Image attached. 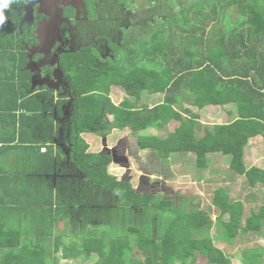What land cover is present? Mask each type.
<instances>
[{
    "label": "trees",
    "instance_id": "obj_1",
    "mask_svg": "<svg viewBox=\"0 0 264 264\" xmlns=\"http://www.w3.org/2000/svg\"><path fill=\"white\" fill-rule=\"evenodd\" d=\"M179 1H163L169 13L162 5V14L146 20L140 36L123 31L120 46L101 65L92 51L63 61L73 97L66 124L70 136L68 163L60 148L53 145L61 126L52 114L55 110L61 119L68 100L51 91L30 90L29 74L23 70L25 52L12 38L14 43L8 49L17 73L12 80L19 82L14 105L19 104L29 115L26 125L31 131L36 128L37 138L27 143L32 145L26 150L39 152L44 147L46 152L40 156L42 160L38 158L43 165L40 175L19 178L28 190L0 194V218L5 214L11 218L8 223L0 220V264H70L68 252L79 244L86 264H191L197 257L207 264H232L214 246L210 229L216 226L220 232L215 239L227 244L237 235L264 230V205L252 206L245 214L243 204L231 200L224 188H217L211 199L218 212L216 223L205 209L178 213L181 208L171 200L138 194L128 180H118L109 173L111 157L91 153L83 138L115 129L137 134L175 122L176 128L164 139L137 136L138 149L154 150L160 159L191 154L197 171L207 167L208 156L218 154L228 159V170L243 178L249 189H264V169H248L244 164L249 141L264 138V0ZM113 87L126 95L118 104L111 100ZM152 95H161L162 100L149 108L142 101ZM226 106L232 108L229 115L234 119L211 129L192 113V109L198 112ZM68 165L78 173L71 172ZM56 171L66 176L53 186L51 177H46ZM72 173L75 178H71ZM39 181L43 182L41 189L36 186ZM73 191L91 194L80 209L85 214L83 224L71 230L65 225L63 234L54 237L52 250L40 249L54 229L57 213H62L58 209L69 206L75 211L76 204L81 205L69 202ZM115 197L126 207L118 210L122 217L130 210L128 215L133 217L153 211L175 218H163L151 237L144 235L146 228L139 225L138 230L128 229L123 238L109 240L110 236L104 238L106 232L98 233V223L89 211L95 205L100 207L97 211H102V217L106 215L103 225L110 228L116 221ZM66 232L71 242L63 245ZM130 233L138 234L136 240ZM27 236H32V241ZM244 252L241 264H263L264 249Z\"/></svg>",
    "mask_w": 264,
    "mask_h": 264
},
{
    "label": "rangeland",
    "instance_id": "obj_2",
    "mask_svg": "<svg viewBox=\"0 0 264 264\" xmlns=\"http://www.w3.org/2000/svg\"><path fill=\"white\" fill-rule=\"evenodd\" d=\"M163 1L165 0H138V6L137 10L133 11V15L131 17H134V20L139 24V28L137 30L136 36H140L142 33L143 27H145V21L146 19L152 18L154 14H158L160 12L162 14V5L164 8L165 13H169V6H164L167 4H163ZM185 4L186 0H180ZM179 1V2H180ZM147 2H153L154 5L152 8L145 9L147 6ZM179 2H176L177 5ZM130 21V20H129ZM111 100L115 104H118L120 101L126 98V95L121 91L119 88H112L110 92ZM160 96H151L147 99H143V103L146 106H153L155 104H158L160 102ZM132 102L134 104H137L132 99ZM232 109L229 106L226 107H215V108H206L202 112H199L200 115L199 121L204 124V126L208 127L209 129L212 128L215 124H222L225 123L228 119L231 120V118H228L227 114L229 110ZM70 111L71 106L65 110L64 116L67 117L65 123L62 126L61 135L59 136L60 142H63L64 146L68 143L69 134L65 133L66 131V124L68 122V118L70 117ZM111 119V118H110ZM177 124L175 122L171 123V126H167L163 130H158L157 132H154L155 134L161 135L162 137L169 134V132H172L174 128H176ZM116 130V129H115ZM113 130H107L104 132H94L89 134L88 136H84L86 140H88L90 146L95 145L94 151L100 152V147L102 145V137L108 136L109 142H107V146L109 145H115L113 147V153L115 156V163L122 165L123 169L121 170V174L115 173L118 179H127L132 187L135 190H138L137 192H141L144 194H151L157 198V200H171L174 205L179 207L180 203H186V201H183L187 199V197H192L190 203H186V209L187 210H193L195 208L197 209H205L211 214V219L214 221L218 216L217 210L211 205V199L213 196V192L217 186L223 185L224 183L221 182L223 179L227 180L228 182H232V179H236L237 182L244 183L243 178L237 177L233 173H231L228 170V159L224 156L215 154L208 156V168L206 170L197 171L195 169V161L194 157L191 154H184L181 156V154H173L170 156L168 160L161 159L157 156L154 150H146L143 151L139 150L136 145V138L137 136H145L147 135L146 132H140V133H134L130 131L129 129L125 130H118L119 133H112ZM117 131V130H116ZM62 137V138H61ZM118 138H121L119 141ZM62 139L64 141H62ZM59 140V139H58ZM101 142V143H100ZM56 144V143H55ZM259 144H262L264 147V139H254L251 144L248 146L245 158V162L247 167L252 166L256 162L253 159V155L257 153L256 149H259ZM58 145V144H56ZM61 147V146H60ZM62 148V147H61ZM63 150V154L65 155ZM121 150L123 151L124 155L126 156L128 163L130 166L126 164V162H119L120 160V153ZM256 151V152H254ZM94 152V153H95ZM254 152V153H253ZM69 158V155L67 156ZM69 161H67L68 163ZM264 162V161H263ZM66 163V165H67ZM257 165H260V163H257ZM57 168L61 167V165H55ZM68 167H72V165H68ZM111 167V166H109ZM118 167L117 165L112 166V168ZM55 168V167H54ZM109 172L112 173L111 169L109 168ZM114 173V172H113ZM112 173V174H113ZM60 178L63 177V174L60 173V171H56V173ZM226 181V182H227ZM227 182V183H228ZM246 186V184H245ZM239 192L233 191L231 192L232 199H236V195ZM114 197V196H113ZM115 203L113 205L114 211L116 212V221L115 223L108 228L106 225L100 226L97 224L96 228L98 229V233L106 232L104 238L108 239H121L124 237V235L128 234V229H135L138 230L141 226L146 228V233L144 235H149L150 237L154 235V231H158V228L156 226L163 224V218L172 217L175 218L172 214H165L163 213H154L153 211L144 212V214L137 212V216H129L128 213L130 210L126 211L123 215L118 214V210L126 209L125 206H122L123 201L115 197ZM192 202V203H191ZM264 204V194L258 199V205ZM121 206V207H120ZM248 209V208H247ZM246 209L245 213H248V210ZM133 210V208H131ZM186 212L184 209L181 208L180 212ZM134 215V214H133ZM157 216L159 217L158 219ZM144 219V221H143ZM28 222V221H27ZM140 225V227H139ZM68 228L71 230V227L68 226ZM67 228V229H68ZM94 228V227H92ZM63 226L60 225L56 227L55 232L53 234L61 235L63 230ZM71 233L70 231H68ZM66 232V235L62 236L65 239L62 240L63 245H66L67 243L71 242L69 238V233ZM218 230L216 227H212L210 229V238L215 241L214 237L218 235ZM132 239L136 240L138 234H133ZM240 236L236 237L232 242H234L233 247L236 248L240 245H242L241 249L246 247V249L253 248L255 246H261L264 248V230L261 231L258 234H254L252 237H245L242 239L243 241H239L238 239ZM52 241V240H51ZM50 241V246H52V243ZM217 248L221 247V244H216ZM238 250V249H237ZM83 249L82 246L79 244L74 250L68 252V259L70 260V264H86V259L83 257ZM239 261H238V260ZM235 259L238 264L239 262H242L243 258L242 256L240 258ZM68 260V261H69ZM180 260H185V258H181ZM189 263V262H188ZM190 264V263H189ZM191 264H207L204 260L201 258H196V260Z\"/></svg>",
    "mask_w": 264,
    "mask_h": 264
},
{
    "label": "flooded vegetation",
    "instance_id": "obj_3",
    "mask_svg": "<svg viewBox=\"0 0 264 264\" xmlns=\"http://www.w3.org/2000/svg\"><path fill=\"white\" fill-rule=\"evenodd\" d=\"M150 3L154 5L147 2L145 9L152 8ZM138 4V0H16L5 10L0 39L7 38L9 30L16 47L24 50L23 70L29 74L30 90L51 91L68 100L62 107L58 138L73 100L63 61L91 51L99 65L112 57L123 31L137 33L139 24L131 16Z\"/></svg>",
    "mask_w": 264,
    "mask_h": 264
},
{
    "label": "crops",
    "instance_id": "obj_4",
    "mask_svg": "<svg viewBox=\"0 0 264 264\" xmlns=\"http://www.w3.org/2000/svg\"><path fill=\"white\" fill-rule=\"evenodd\" d=\"M7 31L9 33V34H6L8 39L5 37H1V39H0V194H3L7 191L23 192L24 190L25 191L28 190L25 188L26 184L22 185L19 178L23 177V178L27 179L29 175L30 176L40 175L39 171H42L43 165L41 162L38 163V158L41 159L40 156H43L46 152V148H44V147H42L39 152H36L33 149H31V151L26 150V148L28 146L32 145V143L29 145H27V143H30L29 141L33 142V140L34 139L36 140V138H37L36 137V128H35V130L31 131V129L26 125V120H28L26 118L29 117V115L27 113H25L26 112L25 110L20 108L19 104L16 103L17 105H14V101L16 99L14 90L17 87H19V82H13V80H12V75L17 74V73H15L14 64H12V61H13L12 60V53H10V50L8 48H9V45L11 46V42L14 43L11 38H13L15 35L13 33L10 34L9 30H7ZM33 92H36V91H33ZM152 96H160V99L162 100L161 95H152ZM149 97H151V96H149ZM161 100H160V102H161ZM148 107L150 108L152 106H148ZM187 107L188 106H186V108ZM206 108H215V107H206ZM206 108H204L203 110H205ZM203 110L197 112L196 110L192 109V113L198 115V121L200 118V115L198 113L202 112ZM230 111H231V109L229 110V112ZM229 112H228L227 116H228V118H231V120H229V121H232L234 119V116L229 115ZM52 114H53L54 122L60 124V121H59L60 118L57 117L55 110H53ZM182 116L184 118L189 117V115H185V114H182ZM229 121L227 119L226 122H229ZM201 124H202V122H201ZM222 124H224V123H222ZM202 125H204V124H202ZM167 126L168 127L171 126V123L168 124ZM166 127H162V128H158V129L150 128V129L144 130L142 132H146L147 135L141 136V137L153 136V137H159L161 139H164L171 132H169V134H167L163 137L161 135L155 134L154 132H157L158 130H163ZM65 133H67V135H68L67 129H66ZM112 133H119V131L113 130ZM88 135L89 134L84 135V136H88ZM84 136H83V138H84ZM108 136L109 135H107V137H105V138H104V136L102 137V145L100 147V150H101L100 152H95L94 151L95 145L90 146L88 140H86L85 138L84 139L89 144V151L91 153L95 152V153L107 154L111 157V162L109 164V166H111V167H109V168L111 169L112 173L113 172L114 173L113 174L110 172L109 173L116 177L117 175L115 173H117L118 175L121 174V170L123 169V167H121L122 165L115 163L116 159H115V156L113 153V147L115 145L112 144L110 146L109 145L107 146V142H109V140L107 139ZM257 138L264 139L262 137H257ZM257 138H255V139H257ZM58 139H59L58 137L54 139L53 145L55 147L60 148L61 150H63V147H65L64 148L65 156L66 155L68 156L70 153L69 152L70 151V144L67 143L66 146H64L63 142H60L61 140L60 139L58 140ZM120 139L121 138H118L117 141H119ZM253 140L254 139L250 140L247 147L245 148L244 164L246 167H247L246 162H245V158L247 157L246 151H247L248 146L251 144V142ZM62 141H64V140L62 139ZM55 143L58 145H56ZM34 145H36V144H33V146ZM256 150H257V153L255 155H253V159L256 157V159H254V161L256 163L253 164L252 166L247 167L248 169L252 168V167L264 169V162H263L264 161V147H263V145L259 144V149H256ZM143 151H146V150H142V152ZM254 152H256V151H254ZM182 155H184V154H181V156ZM127 158L124 155L123 151L121 150L119 162H126V164L128 166H130ZM168 159H164V160L166 161ZM208 159H207V161H208ZM66 160L68 161L67 157H66ZM257 163H260V165H257ZM115 165H117L118 167L112 168V166H115ZM207 168H208V162H207V167L203 170H206ZM69 170L71 172H75V171H72L73 170L72 167H70ZM75 173L77 174L78 172H75ZM76 174L72 173L71 178H75ZM65 176L63 175V177L60 178L54 172L51 176H48L46 178L51 177V181L54 184L53 186H56L57 182H61L60 180L64 179ZM14 177H16V179H18V182L12 181V180H14L13 179ZM118 180H121V179H118ZM125 180H127V179H125ZM226 181L227 180L223 179L221 182H223L224 184L217 186L215 188V190L217 188H224L225 191L228 193L231 200L240 201L243 204L244 210H245L244 212H246L247 208L249 209V208H254L257 206L260 207V206L264 205L261 203H260V205H258V199L264 194V189H262V188L249 189L247 186L245 187L243 185V183L238 185L240 182H237V180L235 178L232 179V182L227 181L228 182L227 183ZM36 186H38V188L41 189L43 186V182L42 181L37 182ZM237 190L239 192H236L237 193L236 199H232L231 192L237 191ZM135 191L137 192L138 190H135ZM72 193L74 195L68 198L69 202H80L81 205L76 204L77 209L75 211H72V209L69 206L66 208V210H64V208L58 209V210H61L62 213H57L58 215L55 217L57 220H56V222H53L54 223L53 224L54 229L52 231L49 230L51 234L46 237L45 241L42 240L43 243L40 245V249H43L46 251L52 250L53 246H50V241L52 240L51 243L53 244L54 237L56 235H58V234H53V232H55L56 227L62 225L63 228H65V225L69 224V226L71 228L76 229L79 226H81V224H83V221L85 219V214L83 213V211L80 212V209H83L85 207V205L83 203L89 202V198H90L91 194L86 195V194H83V192L78 193V192H74V191ZM137 193L138 194H144L141 192H137ZM251 193H254L255 196H250ZM53 195L56 196V192ZM213 195H214V192H213ZM191 199H192V197H190V198L187 197V199H185L183 201H186V203L187 202L190 203V201H188V200H191ZM186 203H183V204L180 203V206L179 207L177 206V208H182L187 212L188 210L186 209L187 208ZM8 206H11L10 202H9ZM252 206H254V207H252ZM87 207H88V209H90V206H87ZM98 208L100 209V207H98L96 205L93 206L91 208V211H89V214H90L91 218L94 219V222H96L100 226H102L103 223L106 222V220H105L106 215H104L102 217V215H101L102 211L101 210L97 211ZM104 211H105V208H104ZM70 213H72V215H69ZM245 214H247V213H245ZM10 219L11 218L9 216H6V214L3 218H0V220H2L3 223L10 222ZM15 219H14V221H15ZM87 219H89V217H87ZM34 221H37V219ZM107 222H108V220H107ZM213 222L216 223V219ZM217 230H218V232H220L219 229H217ZM253 235L254 234H252V233H250L248 235H244V236L237 235V236H235V238L240 236V238L238 240L243 241L242 239H244L245 237H248V236L252 237ZM26 238H29V239H27L28 241H32V239H33L32 236H27ZM214 239H215V237H214ZM231 243L227 244L221 240H217V238L215 239V241H213V244L215 247H217L216 244H221V247L218 249H220L225 254V256L230 259L232 264H238V262L235 259L240 258L241 256L244 259V253H245L244 251L245 250L247 252V251L253 250L254 248L264 249L261 246H255V247L250 248V249H246V247H244L243 249H241L242 245L234 248L233 247L234 242H231ZM262 263L264 264V257L262 259ZM239 264H241V262H239Z\"/></svg>",
    "mask_w": 264,
    "mask_h": 264
},
{
    "label": "clouds",
    "instance_id": "obj_5",
    "mask_svg": "<svg viewBox=\"0 0 264 264\" xmlns=\"http://www.w3.org/2000/svg\"><path fill=\"white\" fill-rule=\"evenodd\" d=\"M29 0H22V3H27ZM16 3V0H0V25H2L6 19L5 10L9 9L12 4Z\"/></svg>",
    "mask_w": 264,
    "mask_h": 264
}]
</instances>
